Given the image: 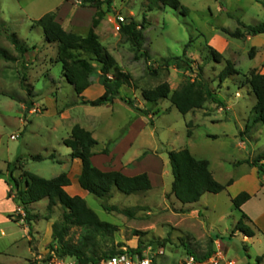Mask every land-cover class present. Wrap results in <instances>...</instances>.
Wrapping results in <instances>:
<instances>
[{
	"label": "rangeland",
	"instance_id": "obj_1",
	"mask_svg": "<svg viewBox=\"0 0 264 264\" xmlns=\"http://www.w3.org/2000/svg\"><path fill=\"white\" fill-rule=\"evenodd\" d=\"M66 2L63 6L64 0H0V263L3 264H26L23 261L30 250L25 212L20 207L13 213L18 204L8 199V165L20 157L17 165H22V169L14 174L17 179L25 171L46 180L57 178L66 172L65 166L72 160L71 150L64 142L76 122L86 124L87 120L85 108H76L71 119H63L46 104L48 98L54 97L61 111L77 100L73 86L63 78L62 65L56 63L58 46H48L43 29L37 24L51 12L67 17L78 13L92 22L93 8H84L76 0ZM262 2L182 0L183 6L190 10L184 16L169 8L151 12L149 0H113L111 11L98 31L99 39L128 77L121 94L148 116L134 111L123 101L102 109L88 106L89 114L100 125L95 148L98 157L94 163L105 171L147 173L153 188L130 196L114 190L106 201L87 194L88 206L101 221L115 227L111 235L98 237L102 252L137 249L141 245L143 253L152 255L156 264H181L189 255L203 257L212 252L217 239L232 247L231 258L239 254L241 264L248 262L242 239L235 237L234 224L240 213L231 197L252 191L255 183L263 179L256 168L239 162L255 160L264 154V126L242 135L256 105L247 82L249 72L257 69L264 74V36L235 39L224 31L241 29L238 21L246 25L264 23ZM103 8L106 11L105 5ZM117 16L123 17L125 23L144 24L143 51L148 52V58L137 53L121 30L117 31ZM62 22L69 32L82 36L88 33L82 27L85 21H81L78 29L70 27L65 18ZM13 35L24 54L16 50ZM210 47L223 56L221 62L211 57ZM4 53L17 60L7 61ZM174 56H184L195 69H202L204 78L225 106L208 102L202 109L183 116L169 100H160L157 105L147 103L142 91L162 83L176 90L186 80L194 79L189 72L163 63V59ZM227 62L234 65L238 74L221 83L219 76ZM93 66L96 71L92 80H97L99 66L97 63ZM151 68L157 73L153 74ZM33 100L41 107L30 114ZM188 123H191L189 129ZM188 130L192 133L190 138ZM12 136L18 139L12 140ZM184 148L196 159L209 161L210 170L220 184L226 185L230 180L235 184L220 194H207L197 205H182L171 195L173 175L168 153ZM37 155L45 160H32ZM20 181L23 188L24 179ZM73 187L76 186L69 190L71 196ZM47 204L44 200L30 210L32 236L36 237L32 247L37 244L40 248L52 242L50 224L62 220L61 206L55 208L51 220H46ZM103 204L119 211H106ZM21 220L24 225L14 223ZM83 235L81 229L73 228L68 239L77 243ZM50 245L32 264H41L48 257ZM263 250L262 244H257L252 252ZM250 257L255 264L256 258Z\"/></svg>",
	"mask_w": 264,
	"mask_h": 264
},
{
	"label": "trees",
	"instance_id": "obj_2",
	"mask_svg": "<svg viewBox=\"0 0 264 264\" xmlns=\"http://www.w3.org/2000/svg\"><path fill=\"white\" fill-rule=\"evenodd\" d=\"M69 1V0H65ZM84 8L95 9V15L87 35L82 36L77 33L67 31L52 13L43 16L38 22V26L43 29L45 41L48 44H56L58 46L57 63L62 65L63 78L73 86L75 93L80 97L92 84V76L96 71L93 63L99 66V82L105 88V93L94 101H85L81 98V104L92 107H102L115 100H121L128 103L134 111H141L133 106L132 102L121 95V89L127 84L128 77L123 73L117 65L114 56L103 46L97 34V29L105 19L107 12L111 11L113 0H78ZM217 2L220 0H216ZM149 10L152 12L156 9L169 8L180 12L184 16H188L190 10L183 6L182 0H149ZM104 5L107 7L104 10ZM264 7V2H262ZM145 21V19H144ZM241 29L234 32L225 30L224 32L232 38L244 39L246 37H257L264 35V23L259 25H246L238 21ZM144 24L136 21L125 23L121 27L122 35L129 39L135 46L136 52L148 58V52L143 51L144 48ZM15 48L21 54L23 49L19 47V42L15 35L11 38ZM211 57L216 62H221L223 56L209 48ZM7 61H16L17 59L2 54ZM163 63L167 67L175 66L178 70L189 72L194 79L186 80L178 89L172 90L168 83H162L153 89L142 91V96L147 103L155 104L160 100H169L180 114L186 116L196 110L202 109L203 106L212 102L221 107L225 103L220 100L213 91L210 83L204 78L202 69H195L185 57L174 56L163 59ZM153 74L156 71L150 69ZM238 74L234 65L227 62L226 67L219 76L220 82L223 83L229 77ZM247 82L256 98L251 115L246 123L245 131L242 135L253 132L258 126H264V74L257 69L249 72ZM32 105L30 104V109ZM191 123H188L189 129ZM190 138L192 133L187 132ZM71 150V159L80 160L82 163V173L79 177V184L83 190L103 201L112 197L113 191L117 190L124 195H136L146 193L152 190L153 185L147 173L128 176L119 170L105 171L93 163L95 156L94 149L98 146V142L92 133L75 125L71 131L70 137L64 142ZM107 155L108 152L105 151ZM168 158L172 170L173 182L171 195L175 197L182 205H193L201 201L206 194H220L233 185L234 181L230 180L226 185L220 184L210 170V163L207 160L196 159L188 148L168 153ZM20 157L16 162L8 165V183L9 193L8 199L12 197L23 208L24 218L28 220V226L31 233L32 219H29V207L40 203L44 200L48 201L46 220H51V216L57 206H61L64 210L62 220L52 225V243L50 252H54L60 257H71L77 259L83 264H98L103 259L120 254L122 250L112 249L109 253L102 252L98 243V237H105L112 234L115 227L110 223L101 221L99 216L88 206L86 200L80 196H71L65 188L71 186V180L66 173L61 174L57 178L46 180L29 172H23L21 177L17 179L14 174L17 170L22 169V165H17ZM34 161H44L42 155L33 156ZM239 164H248L258 170L260 176L264 177V154L255 160H247L239 162ZM24 179V186L21 188L20 180ZM252 199V195L242 192L231 201L234 208L240 213V219L237 222L234 231L240 233L247 238H254L256 230L251 225V220L242 211V207ZM106 211H119L115 207H108L103 204ZM123 213H127L124 211ZM12 216H9L10 219ZM73 228H79L84 235L77 243L68 239ZM131 253L142 255L143 246L137 249H128ZM212 255L207 253L198 259H206ZM260 260V259H259Z\"/></svg>",
	"mask_w": 264,
	"mask_h": 264
},
{
	"label": "crops",
	"instance_id": "obj_3",
	"mask_svg": "<svg viewBox=\"0 0 264 264\" xmlns=\"http://www.w3.org/2000/svg\"><path fill=\"white\" fill-rule=\"evenodd\" d=\"M66 4H67V2L64 0L63 6H65ZM51 13L56 16V20L63 27H64V25H63V22H62V18L67 19L68 22H69L70 27L76 28V29L81 28V26L79 25L81 23V21H85L84 24L86 26L85 25H82V27H86L88 30H89V28L91 26V23H92V22H89L87 20V17L80 16L78 13H76L75 15H69L68 17L66 15H65L66 17L65 16H62V14L61 15L60 14L59 15H56L53 12H51ZM94 15H95V10L94 9H91V19L92 20L94 18ZM104 21L105 20L102 21L101 25L99 26V28L96 31L97 34H98V36H99V32L98 31H99V29L102 26V24H103ZM262 36H264V35H262ZM52 45H54V44H48L49 47L52 46ZM56 52H57L56 54L58 55V47L56 49ZM56 59H57V57H56ZM56 63H57V61H56ZM104 93H105V88L101 85V83L99 82V79H97V80H92L91 86L80 97L77 96V100L74 103H71L68 106V108L64 107L63 109H61V111H59L58 101L54 97L52 99H49L48 98V100H46V104H48V106H50V107H53V109L55 110V113L60 114V117L63 118V119H71L72 118V110H74L76 108H85L86 113H87V115H86L87 116V120L85 121L86 124H82V122H76V125H79L82 128L86 129L87 131L91 132L92 135H93V137L97 141V137H96L97 134L96 133H99L100 132V129H99V126L100 125L97 122H95V120L93 119L95 117H93V116H91L89 114V109H88V106L89 105H83L80 102H81V98H83L85 101H94V100L100 98L101 96H103ZM113 103H117L118 104V103H122V101L115 100L112 103H108L107 105H104L102 107H93V108H101V109L102 108H107V107L112 106ZM31 105H32L31 106L32 108L29 111L30 114H33V112H36L39 109V107H41V105H39V103L38 102H35L34 100L31 102ZM111 108H112V111H113V107H111ZM22 110L25 111L24 104H22ZM129 110H131V109H129ZM73 127H72V129H73ZM124 141H126V138H124ZM122 143H123V141L121 142V144ZM94 152H95V149H94ZM97 157H98V155H97V153H95V156L93 158V163L95 162V159ZM69 162H70V164L68 166H65V168H66V172L65 173L68 175L69 179L71 180V186L66 187L65 188V191L68 194H70V191H69L70 188L72 187V185H75L76 186L75 189L73 187L74 195H72V196H80V197H82V198L85 199V197L87 196L88 192H86L85 190H83L81 188L80 184H79V177H80V175L82 173V163H81L80 160H77V159L76 160H70ZM94 165L96 166L95 163H94ZM98 168H100V167H98ZM122 172L124 174L128 175V176H135L136 175V174H129L125 170H123ZM254 172L256 174L255 176L258 179L259 176H258L257 171L254 170ZM234 184L235 183H233V185ZM77 186H79V187H77ZM232 186H230L229 188H231ZM229 188L227 190H229ZM244 192H247V193H249V194L252 195V199L249 202H247L242 207V211L251 220V222H252L251 225L256 230V236L254 238H247V237L242 236L240 233H236L235 234V237L236 238H241L242 239V243L245 246V249L247 250V255L249 256L248 262H245V263H242V264H254V263H252V260L253 259L250 257V255H253V257L256 258L257 262L255 264H264V250L262 252L256 253V254H253V252H252V250L254 249V247L257 244H262V246L264 247V201H263L264 200V177H263V179H261V181L258 180V182L255 183V186H254V188H253L252 191L246 190ZM205 196L202 197L201 201L203 200V198ZM234 197H236V195L232 196L231 197V200ZM10 200L16 201L14 197H12ZM200 202H198L197 204H199ZM17 204H18L17 205V209L13 213H15L18 210H20L19 208L21 206H20V204L18 202H17ZM197 204H194V205H197ZM34 206H35V204L32 205V206H30L29 207V211L31 209H33ZM12 214H10V215H12ZM24 215H25V213H24ZM238 221L239 220H237V222ZM237 222H236V224H237ZM14 223H20V224L24 225L25 222H24V220H21L19 222H14ZM236 224H234V228H235ZM52 225H53V223L50 224L51 235H52ZM25 231H26V233H27V235L29 237L28 238L29 239L28 240V243H29L30 250H29L28 257H26L24 259L23 263L32 264L34 260H37V259L40 258L41 251L42 250H45L46 249V246L48 244H51L52 242L48 243L47 245L40 246V248H39V246L37 244H36L37 247L36 246L35 247L34 246L32 247V245H33L32 242L34 241L33 238H36V237L32 236V232L33 231H31V233H29L30 232L29 228H26ZM218 246L221 247V248H223L225 250L226 254L228 255V257L231 258L230 252L232 250V247H230L229 244H224L223 242H221V241H219L217 239L214 240V250L212 251V253L216 250V248ZM232 259L237 260L238 261V264H241L240 262H242V261H240L241 258L239 256V254H237V256H235V258H232ZM0 264H3V263H0Z\"/></svg>",
	"mask_w": 264,
	"mask_h": 264
},
{
	"label": "built area",
	"instance_id": "obj_4",
	"mask_svg": "<svg viewBox=\"0 0 264 264\" xmlns=\"http://www.w3.org/2000/svg\"><path fill=\"white\" fill-rule=\"evenodd\" d=\"M77 4L81 5V2L76 0ZM116 29L121 30L122 25L125 24V19L121 16H117ZM18 139L17 136H12V140ZM41 264H83L77 259L71 257H60L54 252H50L48 257ZM98 264H156L155 258L146 253L139 255L137 253H131L127 250H122L120 254L103 259ZM181 264H238V261L228 257L225 250L221 247H217L212 255L206 259H198L196 256H187Z\"/></svg>",
	"mask_w": 264,
	"mask_h": 264
}]
</instances>
